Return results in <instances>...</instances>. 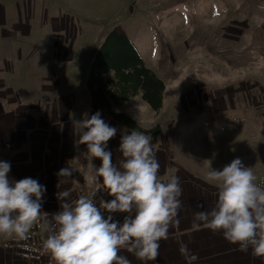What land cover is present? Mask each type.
I'll return each instance as SVG.
<instances>
[{"label": "rangeland", "instance_id": "374dc122", "mask_svg": "<svg viewBox=\"0 0 264 264\" xmlns=\"http://www.w3.org/2000/svg\"><path fill=\"white\" fill-rule=\"evenodd\" d=\"M149 14L130 0H0V127L13 111L36 113L37 120L42 105L51 110L64 91L57 88L73 84L84 92L88 62L119 26L165 87L157 112L146 103L147 113L132 118L145 129L159 127L152 143L169 146L182 172L206 182H214L209 160L219 169L237 157L258 180L264 0H159Z\"/></svg>", "mask_w": 264, "mask_h": 264}, {"label": "clouds", "instance_id": "9594fccd", "mask_svg": "<svg viewBox=\"0 0 264 264\" xmlns=\"http://www.w3.org/2000/svg\"><path fill=\"white\" fill-rule=\"evenodd\" d=\"M71 123L79 132L80 145L100 161L98 167L93 165L90 183L100 184L111 199L98 205L94 199L97 188L91 197L61 203L56 213L43 212L45 186L30 177L10 180L11 164L0 161V235L24 240L37 221H42L41 226L49 229L43 246L56 264H132L122 251L140 261L156 260L159 242L169 239L170 228L181 223L180 177L161 179L150 135L135 129L122 134L117 166L108 150L117 129L99 112L85 113L80 119L72 114ZM208 164L207 178L218 184L217 202L211 210L193 213V227L203 224L222 233L224 240L242 252L251 248L256 256L264 257V185L255 182L253 169L239 157L219 169L211 166V160ZM58 175L71 176L72 172L66 167ZM69 195L68 191L58 193L62 200ZM196 207L203 209L202 204ZM114 214H123L122 221ZM178 243L188 264H194L198 256L187 243Z\"/></svg>", "mask_w": 264, "mask_h": 264}, {"label": "crops", "instance_id": "0c3cea01", "mask_svg": "<svg viewBox=\"0 0 264 264\" xmlns=\"http://www.w3.org/2000/svg\"><path fill=\"white\" fill-rule=\"evenodd\" d=\"M158 1L130 0V5L136 7L141 5L150 10L151 14L156 11ZM68 86L67 89L57 88V91L61 89L64 91L55 95L51 100V110L47 105H42L44 113L38 115L37 120H35L36 113L32 114L28 111L23 114L24 112L15 113L13 111L6 113L7 115L12 114L11 119L5 121L4 126L0 127V161H7L11 164L9 179L19 181L30 177L45 186L42 211L49 214L58 212L60 204L65 201L70 203L76 201L78 198L74 190L78 185L79 174L89 170L90 167L93 168V165L98 167L100 164L98 159L93 158L87 149L80 145L79 132L73 129L71 123L72 114H75L76 119H80L85 113L91 116L99 112L106 123L117 129L115 137L108 142V150H111L113 162L117 166L121 159L118 150L121 135L130 132L113 122L106 113L98 110L86 90L78 92L73 90V84H68ZM54 89L55 87H50V91ZM111 110L113 113L135 119L141 117L143 113L146 114L148 106L142 101L140 94H137L123 106H113ZM49 118H55L58 121L45 126L48 122L45 119ZM141 128L145 129L143 126ZM152 147L161 165V179L167 180L173 175L180 177L183 189L180 197L183 202V208L180 211L181 223L178 227L173 225L170 228L169 239L159 242V255L156 260L140 261L132 254L123 251L121 255H126L132 264H188L187 258L179 251L178 242L183 241L188 244L191 252L198 256L194 264H264V257L256 256L251 248L247 252H242L238 245L224 240L222 233L214 232L203 224L198 228L193 227L192 216L195 211L211 210L216 205L217 182H206L182 172L180 167L173 163L169 146V150L161 147L159 143H152ZM66 167L71 170L72 175L59 176V170ZM63 191H68L70 195L62 200L58 193ZM102 198L111 199L108 195H102ZM198 204H202L203 209H198L196 207ZM114 218L122 221L123 214H114ZM13 237L15 236L0 235V264H40L23 261L14 249L6 247Z\"/></svg>", "mask_w": 264, "mask_h": 264}, {"label": "trees", "instance_id": "16d2710c", "mask_svg": "<svg viewBox=\"0 0 264 264\" xmlns=\"http://www.w3.org/2000/svg\"><path fill=\"white\" fill-rule=\"evenodd\" d=\"M83 85L94 106L113 122L129 131H141L156 140L160 134L159 127L143 129L131 118L111 111L112 106L121 107L131 97L140 94L150 109L157 112L162 106L165 89L163 82L145 67L119 26L105 33L99 51L87 64Z\"/></svg>", "mask_w": 264, "mask_h": 264}, {"label": "built area", "instance_id": "2783aa9c", "mask_svg": "<svg viewBox=\"0 0 264 264\" xmlns=\"http://www.w3.org/2000/svg\"><path fill=\"white\" fill-rule=\"evenodd\" d=\"M94 174L92 167L89 170L81 172L78 177V185L75 187V194L77 198L81 196H92L96 192L95 202L100 205L103 201L102 195H108L107 191L100 184L90 183V177ZM258 185H264V175L255 181ZM106 214V213H105ZM42 221H37L30 231L28 238L21 240L13 237L6 247L14 249L23 261H30L40 264H56V261L51 254L45 250L43 244L49 234V229L41 226Z\"/></svg>", "mask_w": 264, "mask_h": 264}]
</instances>
